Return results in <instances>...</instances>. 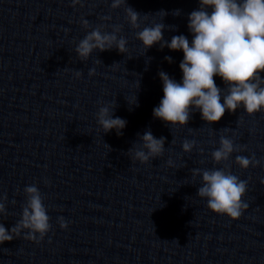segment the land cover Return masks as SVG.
<instances>
[{
	"label": "clouds",
	"instance_id": "obj_1",
	"mask_svg": "<svg viewBox=\"0 0 264 264\" xmlns=\"http://www.w3.org/2000/svg\"><path fill=\"white\" fill-rule=\"evenodd\" d=\"M76 2L78 0H74V4ZM122 5L125 6L126 19L131 28L140 29L136 32V39L145 50L159 44L161 50L167 47L170 51L183 52V59L179 63L182 72L180 82L164 71L158 73L163 97L159 105L153 108L155 119L171 127L187 126L192 113L199 111L201 119L211 125L219 122L226 112L236 113L243 108L251 115L264 109V0H199V8L188 15L187 28L192 34L191 42L183 34L172 36L170 41L164 39L167 26L162 21L167 15L166 11L143 15L144 19L152 15L159 16L160 20L141 28V14L130 7L127 0H112V8ZM179 14L180 10H174V15ZM83 24L89 27L87 20ZM103 28L104 25L95 27L79 41L75 53L80 61H87L95 51L116 49L121 54L127 52V39L117 35L122 26H112L111 32ZM165 59L172 62L171 56ZM94 72L95 69H89L88 74ZM75 75L79 77L82 72L76 70ZM217 76L224 82V88L217 86L214 79ZM115 107V102L102 103L96 113V120L103 133L115 130L120 136L127 121L119 116L114 117ZM224 131L231 129L224 128ZM138 140L139 144L135 142L127 152L132 161L148 163L163 155L166 138H156L148 129L139 135ZM195 143L185 140L182 148L190 152ZM239 150L233 139L222 135L219 147L211 156L216 163H220L228 161ZM235 162L244 169L260 163L254 156L250 158L242 155H237ZM168 163L172 164V161ZM192 174L201 177V186L196 195L206 198L207 207L212 212L226 214L235 220L248 208V203L243 199L248 191L247 181L223 168H196ZM261 182L264 183V180ZM24 194L26 201L20 219L10 229L0 223V245L13 241L22 233L25 239L39 242L51 229L44 197L38 187L28 185L24 188ZM6 199V196L0 199L2 214H7ZM58 222L62 228H67L63 217Z\"/></svg>",
	"mask_w": 264,
	"mask_h": 264
}]
</instances>
